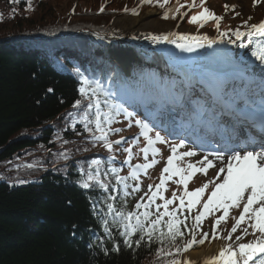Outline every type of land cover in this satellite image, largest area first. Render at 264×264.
<instances>
[{
  "label": "trees",
  "instance_id": "trees-1",
  "mask_svg": "<svg viewBox=\"0 0 264 264\" xmlns=\"http://www.w3.org/2000/svg\"><path fill=\"white\" fill-rule=\"evenodd\" d=\"M50 1L0 0V264L180 261L183 251L177 252L176 246L183 248L194 236L187 230L192 229L191 216L181 219L187 229L180 226L184 236L175 244L149 242L145 235L137 246V232L130 237L133 244L129 248L120 236L123 228L112 223L114 213L105 215L107 203L125 212L139 214L145 209H136L128 192L139 178L129 177L122 183L116 179L128 177L130 171L111 161L118 157L115 144L109 150L103 146L104 141L94 139L101 134L95 125L96 100L102 114L108 111L105 100L115 104L101 86H138L141 80L158 83L160 75L156 69L134 66L131 76L124 78L119 65L94 53L103 39L92 32L108 34L114 14L134 15L133 10L138 13L152 7L165 12L176 0H169L164 7L155 0L152 4H142L141 0H96V7L78 5L80 18H74V11L67 17L50 14ZM102 6L104 10L100 11ZM85 12L107 20L103 24L90 21ZM77 31L82 32L70 35ZM77 100L80 104L74 107ZM89 103L92 108H88ZM127 119L114 115L113 122L106 124L101 115L109 142L123 134L112 130ZM60 143L65 153L60 155L61 162L43 159L44 153L55 152ZM34 144L37 146L32 147ZM89 173L94 177L98 173L99 183L88 180ZM20 180L25 183H18ZM83 182L90 187L82 188ZM155 217L152 213L149 221ZM102 219L108 220L111 236L105 234ZM161 228L166 231L163 224ZM204 232L199 230L195 240H200ZM114 244L119 246V252L113 251ZM158 248L171 255H158Z\"/></svg>",
  "mask_w": 264,
  "mask_h": 264
},
{
  "label": "snow or ice",
  "instance_id": "snow-or-ice-1",
  "mask_svg": "<svg viewBox=\"0 0 264 264\" xmlns=\"http://www.w3.org/2000/svg\"><path fill=\"white\" fill-rule=\"evenodd\" d=\"M30 2V0H29ZM156 3L160 5V7H164L165 4L169 2V0H155ZM201 5H203L206 0H200ZM259 0H253V5L257 4ZM141 3L152 4L153 0H141ZM195 4V0H193V6ZM183 7V5H181ZM235 8V5H225V10L227 11L229 8ZM103 6L100 11H103ZM127 11V9H125ZM178 10V9H177ZM133 14H138L133 10ZM239 15V13H237ZM164 19L168 18V12H165ZM183 18V17H181ZM223 19L222 16L216 15L209 8L204 7L202 11L194 16L189 18V23H196L197 21L207 22L208 20H213L216 22L217 30H219V23ZM252 18L249 17L248 20ZM245 25H248V21H244ZM203 26V24H201ZM233 35L235 36L237 41H240L241 38H247V44L241 43V48L250 49V56L254 58L255 61H258L261 65H264V19L260 20L258 23H254L248 25V31L243 32L239 28L235 30H231ZM227 32H219L221 37L226 36ZM173 33L163 36L164 40H169V42H173L169 39ZM153 40H159L160 37H152ZM181 40L185 39L184 36L180 37ZM196 39V37H193ZM204 40H208L207 36L203 37ZM211 43V41L209 42ZM229 43H235V41H229ZM176 46L181 49L191 50L190 47H186L184 44L177 43ZM83 79V78H82ZM48 91H52L49 89ZM81 93L85 92L84 88L80 89ZM94 91V90H93ZM105 105L108 108V111L103 114L100 111V102L96 100V130L101 134L99 136H95V140L104 141V147L111 150L113 143L119 145L121 144L123 137L120 140H116L114 142H109L107 139V132H105L104 128L101 126V115H103V123L111 124L114 119V115H119L121 112L125 114L126 117L132 115V113L127 112V109L122 108L120 105L112 104L110 101L105 100ZM80 101L77 100L76 105H79ZM92 103L88 104V108H92ZM135 124L140 128V135L144 136L147 141V146L142 148L141 151L144 153L145 160L148 159V152L151 150L153 157L159 152V149L153 147L157 142L164 143L165 137L161 136L160 132L157 131L155 133L154 138L148 135L149 132L152 131V128L149 127L147 123H144L142 120H136ZM87 129V124L85 125ZM112 131L119 133L122 131L121 128H115ZM184 142L181 140L178 144H173L171 146V155L167 157V166L162 169L160 176V183L155 185L156 191H152V185H149V191H152L150 196H147V202L141 203L138 201L135 205L136 209L144 208L145 211L142 213H137L135 211L125 212L122 209L114 208L112 203H107V213L105 215H112V223L113 225H118L123 228V231L120 232V236H122L123 243L125 246L131 248L133 241L130 240V237L133 236L134 233H139V239H136L134 243L137 246L141 245V241L145 239V235L149 242L153 240L159 241L162 245L166 243L175 244L177 238L183 239L184 233L181 231V225L187 229V225L184 220H181L177 216V210L173 209L171 212L168 211V206L173 203V200L179 199V209H183L185 206V199H187V209L189 212L195 208V206L201 202L202 196L205 194V190L209 188V185L212 184L213 187L208 193L207 198L203 200L202 209L199 211V214L195 216V227L193 229H187L190 233H193L197 228H199L202 220L207 217L210 213H214L216 211H223V214L219 216L214 224L212 225L213 229V238H218L217 226L226 221V218L229 216V210L232 208H241L242 210L239 212V216L233 217L235 223L232 225L231 230L228 232L224 239L231 240L232 234L235 233L238 227L245 222H250L247 224V227L242 229V235L236 236L237 241L243 240V237L246 235H253L255 238L248 243H239L235 248L232 247L231 244L226 245L222 248L218 255L211 257L210 259L205 261V264H264V145H260V150H245L243 153L239 150H232L227 156H225L221 152L212 153L216 157L217 160L220 161V165H216L213 163L212 159H209L208 156H205L202 161H198V164H203V167H197L193 164L187 165V175L184 174L185 169L179 168L174 164V161L181 157H192L195 156L196 153L191 150H186L182 153L177 154V148L183 147ZM125 152H129L131 155V148H125ZM128 161L126 160L125 163ZM92 163H98V161H93ZM157 163L156 159L153 158L150 163L138 164L135 165L132 170L129 172L128 177H120L117 176L116 179L118 182H124L129 177L132 179H137L139 171L143 170L146 173L148 168L153 167ZM218 167V171L216 172V177H220L221 173H223L222 178L219 182H216L215 179H210L205 182L201 187L196 188L193 191H188L187 186L189 181L194 177L195 173H204L207 174L210 168ZM112 171H116V169H112ZM164 173H168V179L171 176H179V183L184 185V192L180 197L176 196V193L173 192L172 199H165L163 195L160 194V189L164 188L166 177ZM97 176L94 177L91 173L88 175V180L96 179L97 183H99ZM18 183H25V181L20 180ZM82 188L88 189L90 184L88 182H83L80 185ZM107 191L106 185H101ZM124 187L127 188L128 185L124 184ZM116 189H113L115 191ZM139 190V183L133 187L132 191ZM127 195V193H125ZM159 196V199L163 200V212H159V214L149 221V217L152 215L150 211L147 209L151 206V204L155 203V200ZM109 199H115V197H109ZM144 200V197H141V201ZM95 205H93L94 214H95ZM161 205L156 204V209L159 210ZM163 217H169L167 221L163 220ZM187 219V217L185 218ZM133 220L135 221L133 223ZM102 225L104 226V232L106 235L111 236L109 233L108 220L102 219ZM164 225L166 231L161 228V225ZM73 228L75 225L72 226ZM252 229V232H248V228ZM259 235H256V234ZM208 238V233H202L201 239L198 243L203 244L204 240ZM197 241L195 237L190 240L183 248H180L178 245L176 246L177 252L187 251L191 247H193ZM91 247V245H89ZM113 251L119 252L120 248L118 245H113ZM157 254L171 255L170 252H164L163 248L156 249ZM107 254V253H106ZM169 264H182L179 260H171ZM183 264H189V262L185 261Z\"/></svg>",
  "mask_w": 264,
  "mask_h": 264
},
{
  "label": "bare ground",
  "instance_id": "bare-ground-1",
  "mask_svg": "<svg viewBox=\"0 0 264 264\" xmlns=\"http://www.w3.org/2000/svg\"><path fill=\"white\" fill-rule=\"evenodd\" d=\"M154 10H148L138 17H117L115 24L118 28H114L112 33V39L110 48L113 52L119 54L122 51L125 55L122 59V64L128 66L131 59H145L149 58L151 60H156L162 66H165L168 70H173L177 73H185L192 71V68L198 67V64H213L219 62L220 64L226 66H236L240 71L239 75L230 78L229 81H221L219 84L218 92H216V97L220 99H227L228 101L234 102L236 108L239 109L238 100H242L241 96L231 97L228 93L230 87L235 83L238 84L237 92L241 91L243 87H247L253 94L258 96L259 100L264 99V67L259 69V64H252L248 61L249 50L248 48H241L240 44H247V38H241L237 41L235 36L230 38H224L214 35L210 32L208 40L203 38H198L192 32H186L184 30L177 32H164L156 30L155 26L157 21L154 19ZM264 19V18H263ZM262 20V19H261ZM258 23V22H257ZM162 25H164L162 23ZM154 27L153 29L149 28ZM246 29L244 32H247ZM147 34L145 38H139L138 40H132V36H137L139 34ZM173 33L169 40H164L163 36ZM120 35L122 38H119ZM184 36L185 39L181 40L180 37ZM152 37H160L159 40H153ZM196 37V39H193ZM235 41V43H229V41ZM211 41V43H209ZM177 43L184 44L186 47H190L191 50H185L178 48ZM136 46L137 50H134ZM182 52L183 54H179ZM185 54V55H184ZM210 59V60H209ZM189 61V62H187ZM191 61H198L194 64H190ZM188 63V64H187ZM189 69H186V67ZM185 68V70H183ZM184 79H190V76H186ZM226 79V78H224ZM255 79L261 80V86L255 84ZM217 91V90H216ZM235 91V90H231ZM240 98V99H239ZM244 100L240 101L243 102ZM217 121H215L216 123ZM189 127L185 126L184 131L188 130ZM250 135V131L247 128H239L234 134H226V132L216 134L217 141L224 146V142L221 138L230 139V141H237L244 139ZM222 136V137H221ZM197 140V138H195ZM198 141V140H197ZM224 155L227 156L234 148L232 146L226 147ZM245 148L240 147L241 153ZM209 159L213 160V163L220 165V161L216 159L215 156L207 155ZM205 156H202V160ZM201 160V161H202ZM198 162V161H197ZM198 164V163H197ZM201 165V164H198ZM218 167L210 168L208 170L209 179H219L223 176L221 173L220 177H216V172ZM232 243H245V241H234ZM231 244L230 242H225L224 244L220 241H213L203 245L200 249L192 252H186L182 256V260L192 261V264H205V261L213 256L218 255L219 251L226 245Z\"/></svg>",
  "mask_w": 264,
  "mask_h": 264
},
{
  "label": "rangeland",
  "instance_id": "rangeland-1",
  "mask_svg": "<svg viewBox=\"0 0 264 264\" xmlns=\"http://www.w3.org/2000/svg\"><path fill=\"white\" fill-rule=\"evenodd\" d=\"M161 2H162V0H161ZM78 5H79V7L80 6L96 7V0H51L49 2V6L51 9L49 11V13L52 15H63L65 17H67V16H69V14H71L74 11V13L76 14L74 16V18H80V16H78V12H80ZM225 5H229V6L235 5L236 7L234 9L230 7L226 11ZM46 6H48V5H46ZM175 6H176V4H173V5L171 4L165 9L166 10L165 12H168V18L167 19L163 18L165 12H162L161 10L159 11L157 8H154V7L144 9V10L138 12V14H134V15L114 14L112 16V19H111L110 32L108 33L107 36H105L106 39H105L104 46H106L107 43L108 44L112 43L108 38H112V33H113L114 28L115 29L118 28V25L115 24L117 17L134 18V17H138L139 15L143 14L144 12H146L148 10H154V12H155L154 19L158 22L157 25L155 26L156 30L164 31V32H177V31L184 30L186 32L194 33L198 38H203L204 36L208 37L210 35V32H213L214 35H216V36H220L219 32H227L228 34L226 36H223V37L224 38H230V37L234 36L233 32L230 31V29L235 30L236 28H239L241 31L244 32L246 29H248V25L257 23L261 19L264 18V0H259V2L255 5H253V0H206V2L203 5H201V2H200V4H198L195 0L194 6H193V2L191 1L190 5H189V7L191 6V8H190V10H189V12L185 18V21L187 23L184 22L182 20V18L178 17V12L175 11ZM204 7L209 8L216 15L223 17V19L220 21L219 24H222V27L226 28L225 31H222L220 29L217 30V26H215L216 22L213 20H212L213 22L211 20H208L207 22L197 21L196 23H193L192 26L190 25L192 23H189V18L191 16L199 14ZM172 10H173V12H172ZM237 13H239V15H237ZM84 15L86 17L91 18L90 21H95L96 23L103 24L107 20L106 18L100 19V18H97L95 16H91V15H89L88 12H85ZM249 17H251L252 19L248 20ZM244 21H248V25H245ZM76 22H80V21H76ZM162 23L164 25H162ZM205 23H208V28L206 27V25L201 27V24L204 25ZM153 28L154 27H152V28L150 27L149 29H153ZM118 37L122 38L120 35ZM145 37H147L146 33L145 34H139L137 36H132V40L135 41V40H138L139 38H145ZM133 48L135 51L137 50L136 46H134ZM107 50H109V49H107ZM107 50L105 49L103 52L105 53V51H107ZM97 51L99 52L101 50L97 49ZM179 54H183V53L179 52ZM115 56L118 58L117 61L122 64L121 58H123L125 56L123 54V52L120 55H115ZM137 60L131 59V61L133 63L134 62L136 63ZM191 62L196 63L195 61H191ZM128 88H129V90L133 91V88L131 86H129ZM140 92L142 93V95H144L146 90L141 88ZM136 94H137V96L140 95L139 93H136ZM246 94L248 95L249 92H246ZM113 96L116 99L120 98L116 95H113ZM254 100H255V102L257 101L256 98H254ZM166 123H168V119H167ZM139 135H140V128L137 126V129L135 131L132 130L131 132H129V134L127 136L123 137L121 145H123L129 138L133 139V138L138 137ZM120 139L121 138H116L115 141L120 140ZM140 142L142 145L145 143V141H143V140H141ZM173 144H178V143H173L172 141H169L166 139L164 143L157 142L155 144L158 148H160L159 149L160 155L158 156L160 158V162L157 165H154L153 167L148 168L146 170V173L143 170L139 171V175H141V185L139 186V190L136 191L135 193H133L134 194L133 196L135 197V199H134L135 204L139 200H141V197H144V203H146L147 202V196H150L152 194V191H154L155 185L160 183L161 168L163 166V162L165 160H167V157L169 155L172 154L171 153V146ZM57 145H58V147H57V149H55L56 150L55 152L49 151V152L44 153V154L42 153L44 155L43 159H45L47 161H50V159H53L55 161L61 162L62 159H61L60 155H62V156L65 155V153L63 151H61L64 149V147H62L63 143H60ZM35 146H37V144H34L32 147H35ZM186 150H190V149L187 148V146L183 145V147L177 148V154L182 153ZM132 152H133V149H131V154H132ZM40 156H41V154H40ZM152 159H153L152 155H148L147 160H145L144 155H141L139 160L130 161L129 158L127 156H125L122 152H121V157L119 158V160H121L122 163H125V161L127 160L128 162L125 164H128L131 168L135 165H138V164L150 163ZM201 160H202V155L200 156V155L196 154L195 156H192V157H181V158L175 160V165L177 167H179L180 165L184 164V167H183V169H185L184 174L187 175V171H188L187 165L193 164V165H196L197 167H203L204 166L203 164H201V165L197 164V161H201ZM156 173L159 174L158 179L153 184L152 191H149V187H148L149 178L151 176H157ZM165 177H166L165 185H164V188L160 189V194L164 190V195L166 196V195H170V190H172L174 188V187H172V184L174 185V183H172V181H173L172 179H176V177H179V176H172L170 181L167 180L168 179L167 176H165ZM221 178H222V176H221ZM221 178L216 179V182H219V180ZM208 180H210L208 173L207 174L199 173V172L195 173L194 177L189 181L187 189H188V191H193L196 188L201 187ZM212 187H213V185L210 184L209 188L205 190V194L201 198L202 206H203V200L207 198V195H208V193H210ZM184 190H183V192H184ZM145 193H147V196L145 195ZM157 203H158V201L156 200L155 203L151 204V207L156 206ZM178 206L179 205H177L175 207L176 210L179 209ZM202 206H201V209H202ZM186 208H187V202H186ZM241 210H242V205H241V208H239V209L232 208L229 210V215H231V216L234 215L235 217L238 218L239 212ZM185 211L186 210H184V212ZM198 214H199V212H197L196 215H198ZM220 214H222V211L220 212ZM194 221H195V219H194ZM234 223H235V220L230 221V219L226 222L227 226H226V231L224 232L223 237H226L228 235V232L231 230V227ZM248 223H250V222L242 223L238 227L237 231L232 234L231 240L223 238L224 240H222V241L220 240V242H222L223 244L225 242H230L232 247L235 248L239 243L235 244L232 242L237 241L235 239L236 236L242 235V229L247 227ZM201 224H202V229H207L208 226L212 225V222H211L210 218H206V219L204 218L202 220ZM248 232L251 233L250 227L248 228ZM256 235H259V234L257 233ZM254 238L255 237L253 235L249 234V235L244 236L242 241H245V243H248V242L252 241ZM213 241H214L213 237L210 236L208 238L207 243H211ZM192 251H196V250L188 249L186 252H192ZM186 261L189 262V264H192V261H189V260H186ZM183 262L184 261L182 260V264H183Z\"/></svg>",
  "mask_w": 264,
  "mask_h": 264
}]
</instances>
